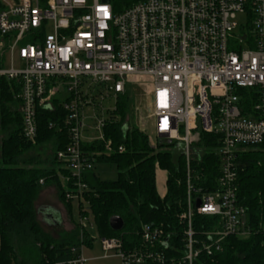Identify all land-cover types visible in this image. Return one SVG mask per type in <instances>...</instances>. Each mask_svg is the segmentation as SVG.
I'll return each instance as SVG.
<instances>
[{
	"label": "built area",
	"instance_id": "built-area-1",
	"mask_svg": "<svg viewBox=\"0 0 264 264\" xmlns=\"http://www.w3.org/2000/svg\"><path fill=\"white\" fill-rule=\"evenodd\" d=\"M133 77L151 85L153 141L183 146L180 228L142 224L139 245L129 250L119 238H101L102 258L202 264L201 256L214 258L229 237L264 236L237 197L239 157L264 140V0H139L117 14L109 0H0V91L7 86L13 97L21 136L35 140L37 113L54 111V100L66 113L68 142L55 162L67 173L59 177L65 202L79 211L80 244L69 248V259L45 264L89 262L84 235L92 240L93 218L84 178L94 159L85 146L113 151L103 130L116 120L118 96ZM106 100L113 110L103 107ZM90 111L97 137L84 134ZM202 135L212 138L210 149L199 146ZM207 150L216 160L215 180L199 163ZM197 216L207 220L198 233ZM180 236L183 254L173 257Z\"/></svg>",
	"mask_w": 264,
	"mask_h": 264
},
{
	"label": "trees",
	"instance_id": "trees-1",
	"mask_svg": "<svg viewBox=\"0 0 264 264\" xmlns=\"http://www.w3.org/2000/svg\"><path fill=\"white\" fill-rule=\"evenodd\" d=\"M139 0H109L115 14ZM7 86L0 91V264H26L18 261L21 245H30L39 253L34 264L58 262L70 258L69 248L79 243L78 225L71 234L56 241L46 234L37 221L35 203L43 184H52L57 190L58 200L70 214L72 206L64 199V187L59 177L67 176L55 162V154L67 144V133L62 121L66 113L54 100V111L40 110L37 113V137L27 141L21 136V120ZM129 105L125 95L118 96L115 121L106 125L103 134L111 143L113 151L105 152L101 144L85 146V150L98 163L114 166L115 181H100L93 172L85 175L89 192L85 194L88 209L100 238L121 239L123 249L139 245L135 235L142 224L162 225L169 232L178 231L177 214L182 210L184 187L177 184L182 179L184 162L182 155L172 152L173 145L158 144L153 148L148 136L129 124ZM50 124H54L50 127ZM212 138L202 135L201 148L210 149ZM122 146L123 152L117 148ZM45 151L44 161L36 157ZM200 166L209 178L217 173L216 165L208 150L200 160ZM237 197L245 208L249 224L254 230L264 226V140L256 148L239 157ZM156 168L167 173L165 194L156 189ZM42 180L43 184H39ZM70 187V185H69ZM112 217L122 219L124 225L119 232L109 226ZM206 218H195V231L201 232ZM84 244L91 246L92 240L84 235ZM181 236L174 239L178 251L183 253ZM170 256V255H169ZM170 256V257H171ZM202 264H264V236L257 233L245 239L229 237L223 250L214 258L201 256ZM144 264H152L145 262Z\"/></svg>",
	"mask_w": 264,
	"mask_h": 264
},
{
	"label": "rangeland",
	"instance_id": "rangeland-1",
	"mask_svg": "<svg viewBox=\"0 0 264 264\" xmlns=\"http://www.w3.org/2000/svg\"><path fill=\"white\" fill-rule=\"evenodd\" d=\"M237 21L239 24H245V16H239ZM125 88L126 91L124 95L126 96L129 105V124L146 134L151 146L157 147L158 144L165 145V142L158 143L153 141V120L150 117L149 111L151 105V85L149 84V80L145 77L128 78L126 79ZM103 107L105 109L113 110L115 103L112 100H106L103 102ZM91 114V111L86 112L85 114L86 117H88L85 124L90 129H86L84 134L89 137H97L99 134L92 130L95 126V121L90 119ZM171 150L175 153V155H179L183 152V146H173ZM44 152L40 151L39 153L42 156H38L36 158L44 161V155H46ZM93 173L100 181L112 182L116 180L118 172L114 166L98 163L94 165ZM166 178L167 173L159 168H156L155 183L157 192L160 196H163L165 193ZM42 189L43 188H41V190ZM45 193L43 192L42 196H40L35 203L37 221L46 234L50 235V237L54 240L60 241L66 235L71 234L72 225L70 224V221L77 223L79 219V211L76 205H72L71 213L68 218L67 209L60 206L56 194H52V191L46 194ZM92 226V232L90 233V238L92 239L91 246H86L83 250L84 256L89 260L87 264H119V260L115 257L108 259L102 258L103 252L100 247L101 238L97 234L94 222ZM79 244L80 243H78V245ZM38 253L39 252L35 248H32L30 245L23 244L19 248V257L17 260L26 264H34L36 258L38 257ZM109 254L113 255V253Z\"/></svg>",
	"mask_w": 264,
	"mask_h": 264
},
{
	"label": "crops",
	"instance_id": "crops-1",
	"mask_svg": "<svg viewBox=\"0 0 264 264\" xmlns=\"http://www.w3.org/2000/svg\"><path fill=\"white\" fill-rule=\"evenodd\" d=\"M93 172V171H92ZM94 174V173H93ZM42 190H41V192H40V194H39V196H38V198L40 197V196H42V193L44 192H46V193H49L50 191H52V194H56V197H57V193H56V188L52 185V184H43L42 185ZM45 193V194H46ZM38 200V199H37ZM57 200H58V198H57ZM59 201V200H58ZM59 204H60V206L61 207H63V208H65V206H64V204H62L60 201H59ZM58 204V205H59ZM66 210V209H65ZM67 217L69 218V213H67ZM70 224L72 225V227H71V231L73 232L74 230H75V228H76V225H77V223H74V222H71L70 221Z\"/></svg>",
	"mask_w": 264,
	"mask_h": 264
},
{
	"label": "water",
	"instance_id": "water-1",
	"mask_svg": "<svg viewBox=\"0 0 264 264\" xmlns=\"http://www.w3.org/2000/svg\"><path fill=\"white\" fill-rule=\"evenodd\" d=\"M103 1L105 2L106 0H103ZM196 207H198V201L196 202ZM49 215H51V214H49ZM51 217H53V216L51 215ZM123 225H124V223H123L122 219H120L119 217H112L109 220V226L113 232L121 231L123 229Z\"/></svg>",
	"mask_w": 264,
	"mask_h": 264
}]
</instances>
